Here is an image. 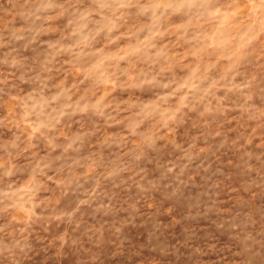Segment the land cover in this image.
<instances>
[{
    "label": "clouds",
    "instance_id": "9594fccd",
    "mask_svg": "<svg viewBox=\"0 0 264 264\" xmlns=\"http://www.w3.org/2000/svg\"><path fill=\"white\" fill-rule=\"evenodd\" d=\"M0 264H264V0H0Z\"/></svg>",
    "mask_w": 264,
    "mask_h": 264
},
{
    "label": "rangeland",
    "instance_id": "374dc122",
    "mask_svg": "<svg viewBox=\"0 0 264 264\" xmlns=\"http://www.w3.org/2000/svg\"><path fill=\"white\" fill-rule=\"evenodd\" d=\"M167 220V218H165ZM177 231H179V229H177Z\"/></svg>",
    "mask_w": 264,
    "mask_h": 264
}]
</instances>
